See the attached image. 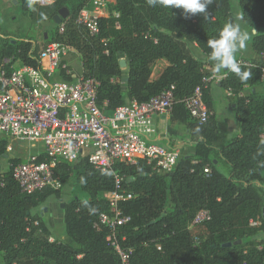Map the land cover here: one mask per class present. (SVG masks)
Here are the masks:
<instances>
[{"label":"trees","instance_id":"obj_1","mask_svg":"<svg viewBox=\"0 0 264 264\" xmlns=\"http://www.w3.org/2000/svg\"><path fill=\"white\" fill-rule=\"evenodd\" d=\"M45 1L19 2L30 26L56 24L53 17L62 8L67 18L40 43L30 38L19 44L9 42L11 53L3 54L0 63L9 59L7 69L16 60L36 67L42 47L53 42L69 45L81 54L84 76L98 82L96 104L106 111L132 99L147 102L173 86L175 103L169 122L185 124L195 148L194 156L181 157L169 174L153 171L143 160L117 166L124 188L134 196L121 204L122 214L129 218L120 232L132 249L130 264H264V241L261 248L254 243L256 233L264 232V0H237L242 27L255 29L250 48L262 62L240 65L242 71L252 73L246 82L227 70L219 81L222 91L232 92L230 103L240 125V136L229 142L226 124L217 122L214 114L207 40L218 37L226 22L235 21L232 0H213L207 20L201 15L186 19L179 9L152 7L147 0H114L111 8L119 17L99 19L94 37L75 24L87 0ZM190 43L206 56L205 63L192 54ZM159 59L168 65L151 81V66ZM58 77L71 81L62 72ZM244 86L250 89L241 95ZM196 88L212 113L204 125L191 121L181 103ZM7 143V138L0 141V157L6 154ZM19 162L12 160L9 169L0 173V264H119L106 241L107 229L94 226L98 214L108 211L102 195L114 190L112 177L92 167L87 157L59 164L62 185L61 171L66 170L84 195L64 206L69 242L62 243L50 240L48 224L33 212L49 197L60 199L61 189L22 194L12 176V167ZM202 210L208 211L210 219L200 225L204 237L194 240L188 227ZM257 219L260 225L251 227L249 221Z\"/></svg>","mask_w":264,"mask_h":264},{"label":"built area","instance_id":"obj_2","mask_svg":"<svg viewBox=\"0 0 264 264\" xmlns=\"http://www.w3.org/2000/svg\"><path fill=\"white\" fill-rule=\"evenodd\" d=\"M113 2L87 0L75 24L89 37L96 36L99 19L119 17L111 8ZM40 3L46 4V1L40 0ZM70 56L77 57L83 73L80 54L62 42L42 47L36 67L20 60L9 69V59L0 63V134L17 146L24 143V158L12 167V176L22 194L32 195L46 189L56 191L62 187L57 174L59 164L75 163L87 157L92 167L108 173L114 180V190L102 195L108 211L98 214L94 226L98 230L107 229L106 241L117 254L119 264H130L132 249L125 244L126 237L120 232L129 218L122 214L121 204L134 196L124 188V177L117 166L134 165L143 160L153 171L172 172L181 152L156 144L153 138L157 133L154 120L170 116L172 112L174 88L171 86L147 102L132 99L113 111H106L96 104L98 82L75 72ZM240 65L251 66L243 61ZM60 72L71 81L56 79ZM225 93L232 96L230 90ZM181 103L189 119L198 125H204L212 115L203 102L200 88ZM204 172L209 169L205 168ZM209 219L208 211L198 212L188 230ZM249 225L258 227L260 222L250 220ZM193 237L196 240V236Z\"/></svg>","mask_w":264,"mask_h":264},{"label":"rangeland","instance_id":"obj_3","mask_svg":"<svg viewBox=\"0 0 264 264\" xmlns=\"http://www.w3.org/2000/svg\"><path fill=\"white\" fill-rule=\"evenodd\" d=\"M20 1L21 0H19V2ZM19 2L18 4L13 5L10 2V0H0V59L4 57L3 54L11 53L12 47H10L9 42L14 40L15 44H19L25 39L30 38L33 39L35 42L40 43L43 39H46L48 37L50 31L54 28V25H56L53 22H44L39 24L38 26H34V27L30 26L29 18L21 10L19 6L20 4ZM232 8L234 10L235 18L237 15L241 16L237 0H232ZM62 41H65V39H63ZM247 58L248 61L250 62H254L256 60L262 62V59L260 60L250 54L247 56ZM76 59H77L76 56L69 57V60L73 61L71 68L82 75L83 73L80 70L79 63L77 62ZM120 61L123 62V59H120ZM121 68L123 69V74L126 75L127 68L125 64ZM160 69H161V64L158 62H154L151 66V71L153 73L159 71ZM58 78L59 77H56V79ZM123 81L124 80H122L121 83L122 86L125 87ZM224 110L228 111L226 105ZM231 114L232 113H229V116H232ZM3 139H6V137L0 134V141ZM20 146H23L22 150L21 149L19 150ZM33 151L36 152L37 150L35 149ZM23 158H24V143L18 144L17 146L16 143H11L10 140L8 139L6 154L0 157V173H4L9 169L12 160L20 161ZM155 172L157 171L155 170ZM61 176L62 178H64L65 182L61 187L60 199H56L55 197H49L44 203L40 204L37 208L33 210L34 213L39 214L41 217L44 216V214L49 213L52 215V217L55 216L56 218L63 211L61 205L65 206V204L69 202L71 199H73L75 196H77L78 198L84 197V195L79 191L77 185L75 184L76 183L75 178L71 176L68 171L66 170L61 171ZM60 225H61L60 219L57 218L53 226H57V228L58 227L60 228L61 227ZM191 233L192 236H197L198 238L204 237L203 230L200 225L194 227L191 230ZM263 241H264V232L258 231L255 235L254 243L259 248H261V244Z\"/></svg>","mask_w":264,"mask_h":264},{"label":"crops","instance_id":"obj_4","mask_svg":"<svg viewBox=\"0 0 264 264\" xmlns=\"http://www.w3.org/2000/svg\"><path fill=\"white\" fill-rule=\"evenodd\" d=\"M10 2L13 5H15L18 4L19 0H10ZM11 42L14 43V40ZM189 49L198 60H200L203 63L206 62V56L200 51V49L196 46V44L190 43ZM249 54L256 57L250 48V44H248L247 48L243 50L242 57L239 58V61L250 63V61H248L247 58ZM156 62L161 64V69L159 71H156L155 73L151 71V75H150L151 81L157 79L158 76L161 74V72L164 70V68L168 65L166 60L164 59H159ZM208 81L211 82L210 91L215 100L214 114L216 120L219 123L226 124L227 126L226 139L227 142H229L232 138L240 136V125L236 120L234 114V105L230 103L231 96H227L226 93L221 90L219 82H217L214 78H212V75L208 79ZM249 89H250L249 86H244V91L241 93V95L246 94ZM225 105L227 106L228 111L224 110ZM229 113H232L231 114L232 116H229ZM154 122L157 130L156 136L153 138L154 143L162 145L169 149H178L181 152V157L194 156L195 148L190 142V138L187 133V128L185 124H171L169 122V116L156 118ZM42 217L46 221L52 232V238L50 239L51 241L55 240L62 243L69 242V238L66 236L64 230L63 211L56 218L55 216L52 217V215L49 213L44 214V216ZM57 218L60 219V224H61L60 228L59 227L57 228V226H53Z\"/></svg>","mask_w":264,"mask_h":264},{"label":"clouds","instance_id":"obj_5","mask_svg":"<svg viewBox=\"0 0 264 264\" xmlns=\"http://www.w3.org/2000/svg\"><path fill=\"white\" fill-rule=\"evenodd\" d=\"M152 7L157 5L170 9L181 10L184 18L201 15L204 20L209 18V8L213 0H147ZM242 17L237 15L235 21L226 22L216 38L207 40L210 49L208 59L211 62V75L216 80L223 79L225 70L235 74L241 81L246 82L251 76L250 71L241 70L238 53L246 49L251 35L255 33L244 29L240 21Z\"/></svg>","mask_w":264,"mask_h":264},{"label":"water","instance_id":"obj_6","mask_svg":"<svg viewBox=\"0 0 264 264\" xmlns=\"http://www.w3.org/2000/svg\"><path fill=\"white\" fill-rule=\"evenodd\" d=\"M68 15V12L65 8H62L58 11V14L53 17V20L57 25L61 24L62 20L66 19ZM124 62V61H123ZM120 61L121 67L124 65V63ZM126 81V79H124ZM61 208L64 209V205H61ZM263 214H264V209H263ZM230 244H227L229 246Z\"/></svg>","mask_w":264,"mask_h":264}]
</instances>
